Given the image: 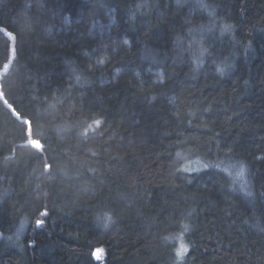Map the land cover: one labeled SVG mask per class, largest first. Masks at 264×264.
<instances>
[{
	"label": "trees",
	"instance_id": "1",
	"mask_svg": "<svg viewBox=\"0 0 264 264\" xmlns=\"http://www.w3.org/2000/svg\"><path fill=\"white\" fill-rule=\"evenodd\" d=\"M0 264H264V0H0Z\"/></svg>",
	"mask_w": 264,
	"mask_h": 264
},
{
	"label": "rangeland",
	"instance_id": "2",
	"mask_svg": "<svg viewBox=\"0 0 264 264\" xmlns=\"http://www.w3.org/2000/svg\"><path fill=\"white\" fill-rule=\"evenodd\" d=\"M95 257L97 259H99L101 257V249H98L96 252H95ZM101 259V258H100Z\"/></svg>",
	"mask_w": 264,
	"mask_h": 264
}]
</instances>
